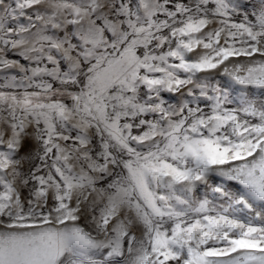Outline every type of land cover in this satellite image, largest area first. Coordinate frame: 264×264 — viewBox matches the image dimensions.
<instances>
[{
    "label": "snow or ice",
    "instance_id": "snow-or-ice-1",
    "mask_svg": "<svg viewBox=\"0 0 264 264\" xmlns=\"http://www.w3.org/2000/svg\"><path fill=\"white\" fill-rule=\"evenodd\" d=\"M0 264H264V0H0Z\"/></svg>",
    "mask_w": 264,
    "mask_h": 264
}]
</instances>
